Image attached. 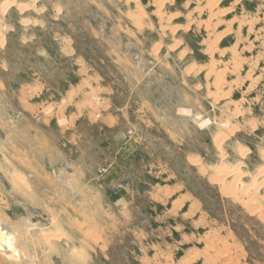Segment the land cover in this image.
<instances>
[{
    "label": "rangeland",
    "instance_id": "obj_1",
    "mask_svg": "<svg viewBox=\"0 0 264 264\" xmlns=\"http://www.w3.org/2000/svg\"><path fill=\"white\" fill-rule=\"evenodd\" d=\"M136 1L0 0V264H264V0Z\"/></svg>",
    "mask_w": 264,
    "mask_h": 264
},
{
    "label": "bare ground",
    "instance_id": "obj_2",
    "mask_svg": "<svg viewBox=\"0 0 264 264\" xmlns=\"http://www.w3.org/2000/svg\"><path fill=\"white\" fill-rule=\"evenodd\" d=\"M137 3L136 0H133ZM18 9L26 10L28 9V4L24 2H16L14 4ZM7 7L3 9L5 11ZM225 19H221L220 23H223ZM224 24V23H223ZM227 157V153L224 154V158ZM43 239H51V237H45ZM19 246L14 242V238L12 237L10 233V229L4 228L3 225L0 223V251L5 253L6 255H16L19 251ZM24 255L28 256V251L23 250Z\"/></svg>",
    "mask_w": 264,
    "mask_h": 264
},
{
    "label": "crops",
    "instance_id": "obj_3",
    "mask_svg": "<svg viewBox=\"0 0 264 264\" xmlns=\"http://www.w3.org/2000/svg\"><path fill=\"white\" fill-rule=\"evenodd\" d=\"M129 145L130 144H128L127 142L125 143V145H123L122 146V148H121V154H120V156L121 157H124V154H127V151H129ZM126 156V155H125ZM116 175V173L114 174V176ZM116 177V176H115Z\"/></svg>",
    "mask_w": 264,
    "mask_h": 264
}]
</instances>
